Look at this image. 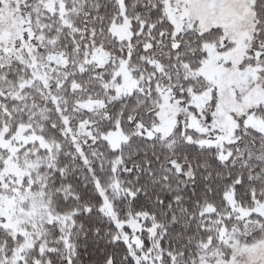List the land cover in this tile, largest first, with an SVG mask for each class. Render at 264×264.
I'll return each mask as SVG.
<instances>
[{
    "label": "snow or ice",
    "instance_id": "obj_1",
    "mask_svg": "<svg viewBox=\"0 0 264 264\" xmlns=\"http://www.w3.org/2000/svg\"><path fill=\"white\" fill-rule=\"evenodd\" d=\"M0 264H264V0H0Z\"/></svg>",
    "mask_w": 264,
    "mask_h": 264
}]
</instances>
